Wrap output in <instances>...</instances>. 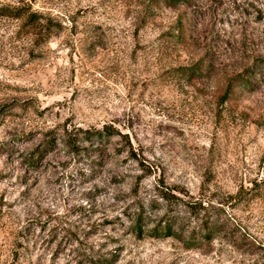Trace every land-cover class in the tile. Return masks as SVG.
Masks as SVG:
<instances>
[{
	"label": "rangeland",
	"instance_id": "374dc122",
	"mask_svg": "<svg viewBox=\"0 0 264 264\" xmlns=\"http://www.w3.org/2000/svg\"><path fill=\"white\" fill-rule=\"evenodd\" d=\"M0 264H264V0H0Z\"/></svg>",
	"mask_w": 264,
	"mask_h": 264
},
{
	"label": "trees",
	"instance_id": "16d2710c",
	"mask_svg": "<svg viewBox=\"0 0 264 264\" xmlns=\"http://www.w3.org/2000/svg\"><path fill=\"white\" fill-rule=\"evenodd\" d=\"M164 1H167V3L170 4V5H176V4H181L182 2H185L186 0H164ZM14 11H15V16H17L18 18H22V17L26 16L28 20H32V21H34V19L37 18L35 14L24 13V14H26V15H24V14H23V10H22V8H21V9H14ZM191 71H192V72L190 73L191 76H193L194 74L197 73V70H196V69H191ZM243 83H244V81L241 82V84H243ZM245 83H246V82H245ZM105 135H107V138H108V137H110L111 132H109V131H105ZM141 229H142V222H140V223L138 224V227L135 228V231H136L138 234H140V233H142ZM163 232H164V233H162V234H167V236H174V233H173V227H171L170 225H167V226L163 229ZM206 232H207V233H206V234H207V238L210 237V236H212L210 230H208V231H206Z\"/></svg>",
	"mask_w": 264,
	"mask_h": 264
}]
</instances>
